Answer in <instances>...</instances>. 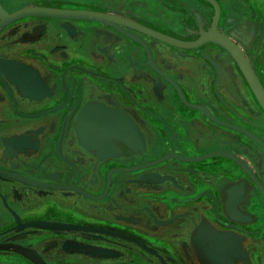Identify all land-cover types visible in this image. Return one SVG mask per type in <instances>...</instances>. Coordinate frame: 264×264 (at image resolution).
I'll return each instance as SVG.
<instances>
[{"label":"flooded vegetation","instance_id":"1","mask_svg":"<svg viewBox=\"0 0 264 264\" xmlns=\"http://www.w3.org/2000/svg\"><path fill=\"white\" fill-rule=\"evenodd\" d=\"M25 8L115 19L8 18ZM0 24V243L48 264H264V100L225 44L264 91V0H0Z\"/></svg>","mask_w":264,"mask_h":264},{"label":"water","instance_id":"2","mask_svg":"<svg viewBox=\"0 0 264 264\" xmlns=\"http://www.w3.org/2000/svg\"><path fill=\"white\" fill-rule=\"evenodd\" d=\"M35 14H50V15H57V16H70L73 18H89V19H96L102 20L105 22H113L115 19L114 16L101 13V12H94V11H65V10H57V9H48V8H25L22 10H18L17 12L13 13L8 17L10 20L21 18L27 15H35ZM1 25V24H0ZM225 43V42H224ZM226 46L235 54L237 59L239 60L241 66L246 72L248 79L250 80L251 84L254 87L259 98L263 101L264 100V91L260 86V82L258 81L256 75L252 72L250 65L248 62L242 57L239 49L234 47V45H230L225 43ZM16 250L18 252H22L32 258L37 264H48L40 254H38L34 249L29 247L16 245L13 243H0V250Z\"/></svg>","mask_w":264,"mask_h":264},{"label":"bare ground","instance_id":"3","mask_svg":"<svg viewBox=\"0 0 264 264\" xmlns=\"http://www.w3.org/2000/svg\"><path fill=\"white\" fill-rule=\"evenodd\" d=\"M108 115H111L110 117H106L105 119L103 118H93L90 122L89 119L88 121H86V125H87V128L88 130H90V138H92L91 140L92 141H96L97 143H99L100 141V138H102V144H103V141L104 139L103 138H108L107 136L108 135H112L113 133H110L112 130L114 131V129L117 127V124L115 123V117H112L114 115L112 114H108ZM110 118V119H109ZM104 120V121H103ZM114 120V121H113ZM83 121V120H82ZM81 125H84L83 122H81ZM85 128V127H84ZM106 133V136L104 135ZM88 133V132H87ZM105 136V137H103ZM106 143V142H105ZM101 144V145H102ZM108 144V143H107ZM107 146V145H106ZM110 147V146H108ZM6 250V249H5ZM8 250V249H7ZM10 251H14V252H18L16 250H11ZM22 255H24L25 257L29 258L32 262H34V264H37L32 258H30L28 255L22 253V252H18Z\"/></svg>","mask_w":264,"mask_h":264},{"label":"rangeland","instance_id":"4","mask_svg":"<svg viewBox=\"0 0 264 264\" xmlns=\"http://www.w3.org/2000/svg\"><path fill=\"white\" fill-rule=\"evenodd\" d=\"M26 260L27 258L18 252L0 250V264H27Z\"/></svg>","mask_w":264,"mask_h":264}]
</instances>
